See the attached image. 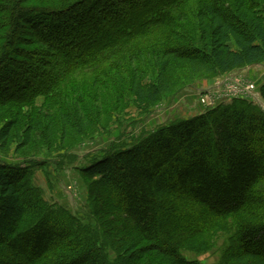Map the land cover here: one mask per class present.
I'll return each instance as SVG.
<instances>
[{"label": "trees", "instance_id": "trees-1", "mask_svg": "<svg viewBox=\"0 0 264 264\" xmlns=\"http://www.w3.org/2000/svg\"><path fill=\"white\" fill-rule=\"evenodd\" d=\"M30 2L0 0V108L47 103L28 117L27 137L41 119L69 135L102 127L110 111L91 110L88 96L111 90L117 106L126 98L117 83L148 111L177 91L166 74L178 60L214 74L264 60V0ZM258 92L264 101V82ZM255 102L233 98L88 153L79 168L93 178L87 221L42 199L34 162H0V264H132L151 251L165 264H201L182 255L188 241L229 218L236 229L218 264H264V108ZM16 123H4L0 142Z\"/></svg>", "mask_w": 264, "mask_h": 264}, {"label": "rangeland", "instance_id": "rangeland-1", "mask_svg": "<svg viewBox=\"0 0 264 264\" xmlns=\"http://www.w3.org/2000/svg\"><path fill=\"white\" fill-rule=\"evenodd\" d=\"M59 2L60 0H31L30 4L53 6ZM24 33L26 31L22 29L20 35ZM21 49L28 48L23 45ZM150 73L148 71V75ZM166 76L169 79L168 92L177 91L153 104L148 111H142L141 107L146 104L136 101L129 93L128 86L121 87L120 83L115 84V87H120L126 98L119 100L117 106L114 104L116 92L111 90H103L99 101L93 102L88 96L87 102L91 110L96 105L110 112L108 116H99L98 113L105 125L91 127L86 133L79 135H69L68 129H63L58 120L47 126L46 120L41 119L42 124L38 127L40 131H33L28 137L25 136L28 117L30 119L41 114L47 104L42 97L31 104H24L20 110L10 106L1 107L0 128L8 120L17 123L11 136L5 142H0V162L22 165L34 162L31 166L30 184L40 190L42 199L55 208L66 209L79 221H87L91 213L87 186L91 184L92 187L93 178L82 175L79 168L89 163L86 157L88 153L99 154L101 149L108 147L119 135L124 136L121 140L134 137L163 123L195 116L218 103H228L233 98L250 99L253 96L255 103L264 108V101L258 92L259 86L264 82V60L231 69L223 74L208 73L198 65L178 60L168 69ZM86 77L78 76L74 82H81L86 86V81H89ZM111 218L109 214L105 221H110ZM235 229V222L230 218L226 219L213 231L188 241L182 255L201 264H218ZM134 242L138 247L143 245L137 239ZM129 251L121 250L120 256L126 258ZM109 254L114 258L113 251L110 250ZM132 264H165V261L158 252L151 251L133 260Z\"/></svg>", "mask_w": 264, "mask_h": 264}, {"label": "built area", "instance_id": "built-area-1", "mask_svg": "<svg viewBox=\"0 0 264 264\" xmlns=\"http://www.w3.org/2000/svg\"><path fill=\"white\" fill-rule=\"evenodd\" d=\"M247 89H249L250 87H246ZM251 88H253V87H251ZM250 90H252V89H250ZM248 93H251V91H248ZM251 98L250 99H252V100H254L255 101V99H254V97L253 96H250Z\"/></svg>", "mask_w": 264, "mask_h": 264}]
</instances>
